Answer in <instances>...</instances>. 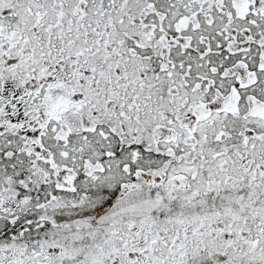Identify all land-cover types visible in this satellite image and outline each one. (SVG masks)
I'll use <instances>...</instances> for the list:
<instances>
[{"label": "snow or ice", "instance_id": "snow-or-ice-1", "mask_svg": "<svg viewBox=\"0 0 264 264\" xmlns=\"http://www.w3.org/2000/svg\"><path fill=\"white\" fill-rule=\"evenodd\" d=\"M0 264H264V0H0Z\"/></svg>", "mask_w": 264, "mask_h": 264}]
</instances>
